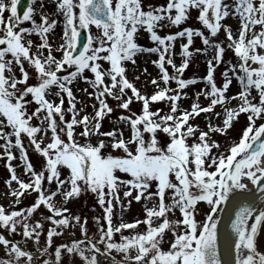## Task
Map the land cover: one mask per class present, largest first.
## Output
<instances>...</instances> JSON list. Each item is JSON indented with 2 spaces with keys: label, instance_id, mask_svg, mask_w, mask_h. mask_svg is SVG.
<instances>
[{
  "label": "snow or ice",
  "instance_id": "6c2138e0",
  "mask_svg": "<svg viewBox=\"0 0 264 264\" xmlns=\"http://www.w3.org/2000/svg\"><path fill=\"white\" fill-rule=\"evenodd\" d=\"M17 3L11 0L6 6L0 0V156L6 159L9 173L6 194L13 198L11 210L0 205V229L19 234L25 244L30 240L35 251L0 235L4 252L0 264H60L64 253L70 259L79 257L83 264H99V256L111 264H223L218 250L220 212L232 195L252 191L247 189L248 181L256 199L238 206L230 221L232 264H264V253L256 247L264 224V123L257 125L264 120V0H165L161 4L56 0V13L62 19L50 18L43 11L45 0H40L39 23L33 18L35 0H29L22 16L17 15ZM6 10L10 12L7 19ZM193 10L203 30L180 27ZM228 18L238 19L235 32L224 23ZM24 22L31 26H22ZM59 25L62 35L57 45L50 37ZM92 25L99 30L97 35L91 33ZM172 26L179 30L163 35L158 31ZM81 30L88 35L78 49ZM142 31L151 46L137 42ZM221 31L224 40L217 39ZM33 34L39 43L30 38ZM178 38L185 40L179 46V66L174 62ZM194 38H199L202 48L193 46ZM210 50L206 74L185 78L193 57L207 56ZM227 51L235 61H225ZM137 54L156 56L151 63L158 75L148 80L151 94L141 92L127 77L126 64L135 65ZM221 65L224 70L218 84L215 72ZM143 71L147 73V68ZM78 80L92 89L82 91L95 101L94 114L77 108L81 102L72 85ZM233 81L239 90L229 95ZM198 83L204 87L195 92L190 110L182 109L186 90ZM201 96L208 101L205 106L199 103ZM109 97L124 111L114 117L110 130L102 131L103 120L115 111ZM134 101L141 105L139 114L131 109ZM232 101L239 103L232 106ZM156 102H163L168 110H153ZM217 106L222 112H216ZM201 113L208 120L206 130L190 123ZM240 114L246 115L247 126L238 142L221 145L212 139L214 134L227 137ZM213 115L221 123L213 124ZM29 148L41 158L39 168L31 162ZM13 150L19 153L24 178L12 164ZM13 182L17 187H12ZM84 191L94 193L103 209V223L101 217H93L96 236L88 235L87 217L82 221L80 215L54 202L59 196L66 203ZM31 192L36 193L34 202L15 208ZM132 200L144 202L143 219L114 225V206L124 211ZM198 202L208 206L202 221L195 219ZM41 206L49 213L43 219L50 225L43 247L39 244L43 224L40 220L29 223ZM176 210L181 219L170 218ZM141 224L143 231L138 230ZM77 226L80 239L49 251L53 236ZM124 230L130 234L124 235Z\"/></svg>",
  "mask_w": 264,
  "mask_h": 264
},
{
  "label": "rangeland",
  "instance_id": "374dc122",
  "mask_svg": "<svg viewBox=\"0 0 264 264\" xmlns=\"http://www.w3.org/2000/svg\"><path fill=\"white\" fill-rule=\"evenodd\" d=\"M3 2L5 3L6 6H10L11 4V0H3ZM152 2L154 4H161V3H164L165 0H152ZM55 4H56V0H45L43 11L49 14L50 18L62 19V16H59L56 13ZM31 6L35 8V13H34L33 18L37 21V23H39L40 13H41L40 0H35V4ZM197 14L198 13L195 10H193L189 19L186 22H184L180 27H192V28L202 29V26L199 24V22L196 19ZM9 15H10V12H8L7 10L3 13V16L5 19H7ZM224 23L230 25L233 28L234 32L239 26L238 19L236 18H228L224 21ZM22 26L30 27L31 25H30V22H24ZM90 29L93 35H97L99 32V30L96 29L94 25L90 26ZM177 30H179L177 27L172 26V27H165L164 29L158 30V31L161 35H163V34L175 32ZM205 33H206V30H205ZM61 35H62V25H59L55 28L54 36L50 37V42H54L55 44L58 45L60 42L59 38ZM30 38L34 41V43H39V38L35 34L31 35ZM217 39L219 40L225 39L224 33L222 31L218 34ZM137 42L140 45L151 46L150 41L148 39V34L143 31L139 35ZM182 42H185V40H181L180 38H178L175 42L176 55H174V62L177 64V66H179V64L181 63V56L179 54L180 53L179 46ZM193 46L200 47V48L203 47V45L199 41V38H194ZM212 54L213 53L210 50L207 56L197 55L193 57L192 62L189 64L188 68L184 72V77L185 78H192L194 76L200 77L206 74L205 60L210 58ZM57 55L59 56L60 54L57 53ZM153 59H156L155 55L148 56L145 54H137V56L135 57V60H136L135 65H133L131 62H128L126 64L128 79L134 80L137 88H139L141 92H146L148 94H151L153 92V86L150 83H148V80L151 79V77H155L158 75V69L151 63V60ZM224 59L225 61H228V60L235 61L234 54L231 51H227L225 53ZM104 66L107 67L108 66L107 63H105ZM144 68H147V73H144L143 71ZM223 70H224V65H221L217 68L215 72V76H216V80L218 84L222 82L221 73L223 72ZM169 72H171L170 67H169ZM85 75L91 77V73L87 71L85 72ZM137 75L139 76V80H135V77ZM29 82L32 83L33 81L30 80ZM171 86L173 88L175 87L174 84ZM203 87H204L203 83H198L197 85L188 88L186 90L188 92V97L181 100L180 102L181 108L190 110V105L193 99H195V92L199 91V89ZM72 88H73L75 97L77 98L78 101L81 102L77 104V108H83L84 113L94 114L92 104L95 101L92 98L88 97L82 91L85 88H87L88 91H92V89L83 80H78L74 82V84L72 85ZM238 90H239V86L236 84L235 81H233V84L230 87L228 94L232 95L236 93ZM48 98L53 99L52 96H49ZM108 103L110 106L114 108L115 111L112 114H110L108 118H105L103 120L102 129H101L102 131L110 130L116 123L114 117L124 111L122 109L116 108L117 101H115L111 97L108 98ZM199 103L201 106H205L208 103V101L205 97L201 96L199 97ZM238 103L239 101L231 102L232 106H235ZM84 105H87V107H84ZM64 107H67V97H65ZM140 107L141 105L135 101L131 105L132 111L136 112L137 114H139ZM155 108H161L165 112L168 110V106L164 104L163 102L153 103L152 109L154 110ZM216 112H222V109L219 106H217ZM66 118H69V117H66ZM210 119L213 124L221 123V119L219 117H216L215 115L211 116ZM263 121L264 120H258L257 125L259 123H262ZM190 123H192L193 125H198L201 129L206 130L208 120L205 119V114L201 113L199 116L193 118L190 121ZM246 126H247V117L245 114H240L238 120L234 122V126L228 132L227 137L221 136L219 134H214L212 136V139L217 140L221 145H224L226 142H229V143L232 141L238 142V138L242 134L243 128ZM77 131H80V129H77ZM125 135L126 136L128 135L127 131L125 132ZM93 142H95V138H93ZM190 142H191V139H190ZM24 143H25V146L28 145L27 139L24 140ZM221 151H223V148H221ZM13 155L16 157V159L12 161V164L13 166L16 167L17 174L21 175V177L24 178L22 175L23 169H22V166L19 160V153L16 150H13ZM28 155L31 159V162L37 168H39L40 163H41V158L30 148L28 151ZM6 163H7L6 159L3 156H0V205L4 206L5 208H9L11 210V208L13 207V198H11L9 195L6 194L9 191L8 186L5 184V181L9 178V173L6 167ZM62 172L64 175L67 174L66 170H62ZM250 183L251 182L248 181L247 185ZM12 187L13 188L17 187L14 182L12 183ZM119 195L121 196V198H123V190L120 191ZM35 197H36V193L31 192L28 195H25L19 204H16L14 206L17 209L25 208L34 202ZM96 200H97V197L94 193L84 191V192H81V194L77 198H72L66 203L59 196L55 198L54 202L59 206L66 207L71 214L80 215L82 221L84 217H87L86 228H87L88 235L96 236L97 224L94 223L93 217H101L100 223H103V220H102L103 209L99 206V204H97ZM124 203H126V201H124ZM143 205H144L143 201L136 202L135 200H132L130 207L124 211H121V208L119 206H114L113 217H112L113 224L116 225V224H119L120 222H131L137 218L143 219L144 217ZM197 208H198V212L195 215V219L197 221H202L204 219L205 214L208 212V206L205 202H198ZM46 215H49L47 209L41 206L37 211H35L32 214L31 219L29 221V223H33L37 220H40V222L43 224V232L41 233L40 238H39V244L41 247L45 245L46 232L50 226L49 222L43 219V217ZM170 218L181 219L182 217L179 211L176 210L175 216L170 217ZM144 228L145 226L143 224L138 226L139 231H143ZM57 231H59V229H57ZM0 232H1L0 235H5L6 238H9L10 240L21 241V246L26 248V250L33 251V252L35 251V246L33 245V243L29 240L25 244L22 241V237L19 234H9L6 228L0 229ZM129 234H130V230H124V235H129ZM80 237H81V232L78 226L72 229L65 230L62 235L52 237V240H51L52 248L49 251L54 252L55 246L58 244H61L62 238L63 240H66V241H63L62 243H66L70 241V239L80 238ZM170 238H171V233L169 232L165 236V245H164L165 248L167 247V241ZM114 239L116 241H119V234H115ZM256 244H257L256 246L257 251L264 252V224L261 226L260 233L256 240ZM100 247L103 248V245H100ZM3 255H4L3 247L0 246V256H3ZM111 255L115 256L117 259H120V256L115 252H112ZM98 259H99V264H111V262L105 257L99 256ZM60 264H83V261L77 256H74L70 259L67 253H64L63 259L61 260Z\"/></svg>",
  "mask_w": 264,
  "mask_h": 264
},
{
  "label": "water",
  "instance_id": "95a60500",
  "mask_svg": "<svg viewBox=\"0 0 264 264\" xmlns=\"http://www.w3.org/2000/svg\"><path fill=\"white\" fill-rule=\"evenodd\" d=\"M247 189L252 191L250 193L232 195L229 201L226 202L224 209L220 212V220L218 221L220 227L218 250L223 264H232L233 261L231 250L233 236L230 231V221L234 217L235 210L244 203H254L256 199L254 186L247 187Z\"/></svg>",
  "mask_w": 264,
  "mask_h": 264
}]
</instances>
